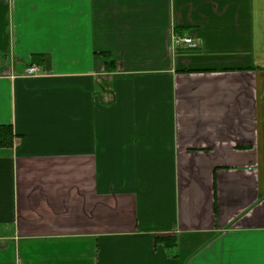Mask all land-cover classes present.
<instances>
[{"label": "crops", "instance_id": "obj_1", "mask_svg": "<svg viewBox=\"0 0 264 264\" xmlns=\"http://www.w3.org/2000/svg\"><path fill=\"white\" fill-rule=\"evenodd\" d=\"M0 125V264H264V0H0Z\"/></svg>", "mask_w": 264, "mask_h": 264}, {"label": "trees", "instance_id": "obj_2", "mask_svg": "<svg viewBox=\"0 0 264 264\" xmlns=\"http://www.w3.org/2000/svg\"><path fill=\"white\" fill-rule=\"evenodd\" d=\"M105 58L110 60V55L108 54H104ZM114 62L111 63H107V66H113ZM109 68V67H108ZM16 139V135L13 131L12 126H8V125H0V149H10L14 146V141ZM163 242L166 243L167 247H175L176 245H171V243H169L168 241H165V239Z\"/></svg>", "mask_w": 264, "mask_h": 264}, {"label": "built area", "instance_id": "obj_3", "mask_svg": "<svg viewBox=\"0 0 264 264\" xmlns=\"http://www.w3.org/2000/svg\"><path fill=\"white\" fill-rule=\"evenodd\" d=\"M176 45L186 50H198L200 48L199 41L192 37H180L177 39ZM36 73L37 69L34 67H31L26 71V74L30 76L35 75Z\"/></svg>", "mask_w": 264, "mask_h": 264}]
</instances>
